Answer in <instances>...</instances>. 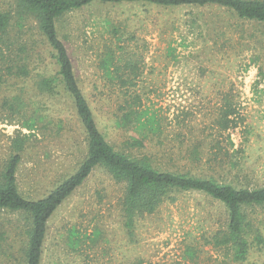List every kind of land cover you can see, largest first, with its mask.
<instances>
[{
  "label": "rangeland",
  "instance_id": "rangeland-1",
  "mask_svg": "<svg viewBox=\"0 0 264 264\" xmlns=\"http://www.w3.org/2000/svg\"><path fill=\"white\" fill-rule=\"evenodd\" d=\"M11 5L0 0L13 15ZM57 30L99 129L117 151L234 186H264V26L215 7L123 3L70 12ZM3 39L0 166L11 139L29 134L4 105L19 95L24 111L41 115L46 126L30 137L17 172L20 193L39 199L84 157L83 130L68 98L36 92L35 81L56 68L32 22L22 29L12 22ZM228 106L235 111L222 131ZM130 110L140 115L138 123L123 121ZM147 118L157 131L141 126ZM122 194L103 169L93 170L51 217L41 264H264V247L252 235L244 261L215 245L226 212L202 193L165 199L136 218L131 235L120 219ZM249 214L264 237V208ZM27 224L20 213H0V264H22Z\"/></svg>",
  "mask_w": 264,
  "mask_h": 264
},
{
  "label": "trees",
  "instance_id": "trees-1",
  "mask_svg": "<svg viewBox=\"0 0 264 264\" xmlns=\"http://www.w3.org/2000/svg\"><path fill=\"white\" fill-rule=\"evenodd\" d=\"M14 6L11 10L0 8V64L6 63L3 51V36L8 34L12 22L18 28L31 23L45 41L54 61L55 74L42 76L35 81L38 94L50 98L69 99L83 130L84 157L70 174L64 177L46 195L39 199L23 196L17 185V172L22 155L30 144V137L35 139L34 131L45 129L43 117L24 111V101L19 95L4 103L9 109L11 119H16L18 126L29 131L28 135L18 132L10 142V154L0 166V213H20L28 224L24 231L22 264H41L47 236L48 223L56 210L79 188L93 170L103 169L109 178L123 187L119 201L122 227L128 235L132 234L137 217L152 214L165 200L173 199L180 192L202 193L220 203L226 212L225 229L213 237L217 246L229 247L234 260L244 261L251 247L249 237L259 246L264 247V237L253 224L249 211L264 208V186H234L222 183L214 178H204L189 173L162 167L152 158L133 157L130 153L117 151L99 129L95 115L85 98L75 76L67 49L59 37L57 22L66 14L81 10L94 4L141 3L161 8L215 7L224 9L227 14L238 20H246L264 26V0H10ZM11 5V6H12ZM11 8V7H10ZM111 58V57H110ZM112 60V59H111ZM26 69V68H25ZM9 67H6V71ZM24 70L22 75L26 77ZM228 106L218 123L222 131L229 129L232 120L227 117L234 113ZM137 111L126 112L122 119L131 123ZM152 118L141 124L151 132L154 128ZM40 125V126H39ZM135 145L141 142L132 139ZM194 148L190 152L193 161H197ZM142 264V263H139Z\"/></svg>",
  "mask_w": 264,
  "mask_h": 264
}]
</instances>
